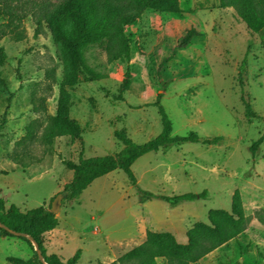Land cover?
I'll use <instances>...</instances> for the list:
<instances>
[{
  "label": "rangeland",
  "instance_id": "374dc122",
  "mask_svg": "<svg viewBox=\"0 0 264 264\" xmlns=\"http://www.w3.org/2000/svg\"><path fill=\"white\" fill-rule=\"evenodd\" d=\"M69 1L13 0L28 12L22 22L25 38L15 41L0 32L7 55L0 72L8 90L0 94V197L7 207L14 204L23 212L48 207L72 178L61 158L77 162L80 155L119 153L124 144L116 130L126 129L137 144L157 137L163 128L155 105L161 93L173 137L195 132L201 140L221 137V143L187 142L150 152L132 166L137 186L118 169L74 200L63 197L59 225L45 234L47 254L66 262L81 251L78 264H109L142 244L147 231L171 233L185 245L188 230L208 224L211 210L229 211L239 190L249 219L246 230L193 264H264V142L255 155L250 152L264 133V30L252 33L232 8H219L218 0H179L180 13L146 11L128 29L129 59L110 62L102 46L90 45L85 60L101 79L65 87L69 116L81 125L82 141L61 137L27 150L18 146L26 127L38 123L41 134L62 98L63 60L47 18ZM190 28L197 33L193 42L184 50L173 48ZM172 48L163 68L165 79L172 80L163 88L156 67ZM245 56V72L239 75ZM125 77L130 87L118 100ZM242 96L256 118L245 116ZM16 155L25 157L26 168L14 161ZM137 187L160 196L207 191V197L172 207L160 199L141 202ZM34 250V244L0 236V264H11L8 257L33 258Z\"/></svg>",
  "mask_w": 264,
  "mask_h": 264
},
{
  "label": "trees",
  "instance_id": "16d2710c",
  "mask_svg": "<svg viewBox=\"0 0 264 264\" xmlns=\"http://www.w3.org/2000/svg\"><path fill=\"white\" fill-rule=\"evenodd\" d=\"M221 9L232 8L237 17L246 24L247 28L255 34L264 30V0H218ZM152 10L158 13H180L179 0H70L62 11H57L47 18L48 28L53 40L60 50L63 60V87L60 91L61 101L55 115L49 116L38 134L40 125L31 123L26 127L24 137L18 142V146L27 149L34 143L49 146L55 139L71 137L74 140L83 139V129L79 122L69 116L71 107L70 94L65 87H73L82 80L94 82L101 77L85 60L84 51L90 45H100L105 49L110 62L121 59H129L131 55L130 38L128 29L139 21L142 15ZM28 16L25 7L14 5L13 0H0V32L3 36L10 35L15 41H22L25 33L22 22ZM40 25L41 19L37 21ZM196 31L193 28L186 30L181 38L175 42L173 48L186 49L192 42ZM173 48L158 62L156 76L161 81L163 88L171 82V78L165 79L164 66L171 61ZM264 49V46H263ZM177 56L182 55L178 52ZM7 59L4 50L0 48V64ZM247 65L246 56L239 68V75L245 72ZM130 87V80L125 77L118 100H122L121 94ZM7 81L0 72V94L6 93ZM161 93L158 94L155 105L158 107L162 121V132L148 142L137 144L127 133L126 129L116 130L115 137L124 144L123 149L115 155L95 156L83 158L80 155L77 162L61 158V162L72 171V178L63 189V197L72 201L81 195L96 179L115 171L122 170L130 182L137 186V179L132 172L133 164L142 156L170 148L173 145H181L187 142L216 145L221 143V137L201 140L197 133L191 132L187 136H172V123L163 106L160 104ZM245 106V116L256 118L257 113L252 109L249 101L242 96ZM1 130V127H0ZM264 142V133L250 146V152L255 155ZM30 158L28 153L25 155ZM23 156H14V161L23 168ZM141 202L160 199L172 207L183 202H192L199 198L207 197V191L200 194L187 193L174 196H160L144 191L137 187ZM52 204V203H51ZM51 204L21 211L16 205L7 207L5 199L0 197V236L18 238L28 243L32 248V242L24 235L31 237L40 250L43 261L39 259L34 250V256L30 259L8 257L11 264H78L81 251L66 262H62L56 255H48L45 246V234L53 231L59 221L57 215L52 212ZM208 224L198 223L187 232L188 242L179 244L175 237L168 232L147 231L145 241L120 256L109 264H160L158 259L170 263L193 264L204 258L214 249L226 242L237 238L243 233L249 223L245 215L243 201L239 190L232 196L231 209L211 210L208 214ZM19 233L22 235H16Z\"/></svg>",
  "mask_w": 264,
  "mask_h": 264
},
{
  "label": "water",
  "instance_id": "95a60500",
  "mask_svg": "<svg viewBox=\"0 0 264 264\" xmlns=\"http://www.w3.org/2000/svg\"><path fill=\"white\" fill-rule=\"evenodd\" d=\"M62 199H63V195L60 194L52 201L51 210H52L53 213H55V214L58 213V211L60 209V206H61ZM0 227H3V225L0 224ZM15 234L16 235H22V234H19V233H15ZM24 236L27 237L34 244L35 251L38 253L39 259L43 261L42 255L40 253V250H39L38 245L36 244V242L31 237H28L26 235H24Z\"/></svg>",
  "mask_w": 264,
  "mask_h": 264
}]
</instances>
